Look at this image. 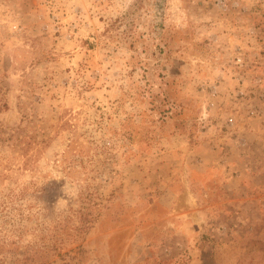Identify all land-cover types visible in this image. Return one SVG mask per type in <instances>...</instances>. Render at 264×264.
Masks as SVG:
<instances>
[{
    "label": "rangeland",
    "instance_id": "1",
    "mask_svg": "<svg viewBox=\"0 0 264 264\" xmlns=\"http://www.w3.org/2000/svg\"><path fill=\"white\" fill-rule=\"evenodd\" d=\"M0 264H264V0H0Z\"/></svg>",
    "mask_w": 264,
    "mask_h": 264
},
{
    "label": "clouds",
    "instance_id": "2",
    "mask_svg": "<svg viewBox=\"0 0 264 264\" xmlns=\"http://www.w3.org/2000/svg\"><path fill=\"white\" fill-rule=\"evenodd\" d=\"M58 203H59V201L57 202V204H58ZM54 210H56V211H59V209H58V208H56V207H55V209H54Z\"/></svg>",
    "mask_w": 264,
    "mask_h": 264
},
{
    "label": "built area",
    "instance_id": "3",
    "mask_svg": "<svg viewBox=\"0 0 264 264\" xmlns=\"http://www.w3.org/2000/svg\"><path fill=\"white\" fill-rule=\"evenodd\" d=\"M239 60H240V57H238L237 61H239ZM230 120H232V118H230Z\"/></svg>",
    "mask_w": 264,
    "mask_h": 264
}]
</instances>
